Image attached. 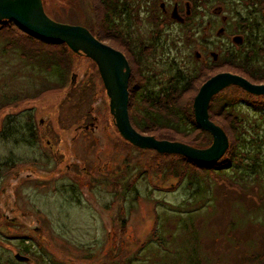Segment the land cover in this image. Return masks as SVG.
<instances>
[{
  "label": "rangeland",
  "instance_id": "obj_1",
  "mask_svg": "<svg viewBox=\"0 0 264 264\" xmlns=\"http://www.w3.org/2000/svg\"><path fill=\"white\" fill-rule=\"evenodd\" d=\"M210 1L203 9L191 3L194 15L187 26L171 19L175 0H162L169 20L159 28L141 8L143 22L132 24V32L150 44L145 57L158 76L152 86L178 69L195 72L213 62L221 64L225 48L238 47L233 37L244 34L233 21L238 12L248 13L246 4L223 0L227 4L216 9L217 2ZM44 3L61 22L79 24L92 18L83 0ZM186 4L180 5L183 13ZM2 21L0 109L11 106L0 112V264H264V201L255 196L264 179L257 178L248 190L232 185L227 178L236 173L237 163L210 171L209 181L199 187L172 173L164 175L162 168L168 170L172 157L122 136L99 67L90 56L64 43L73 54L65 60V73L44 70L25 59L19 47L6 45L11 42L6 38H15L22 45L38 46L43 43L38 36L26 38L16 22ZM221 27L226 32L218 34ZM113 40L102 41L125 53L130 79L142 85L125 42ZM231 69L213 72L236 73ZM203 74L212 75L208 69ZM62 83V89L23 99ZM236 89L225 88L219 100L233 104L245 120L248 141L243 150L258 154L252 160L261 165L257 171L264 177V106L257 103L264 102V95ZM133 101L131 93L129 111ZM165 134L174 135L163 129L160 135ZM23 240L32 244V251L24 249ZM18 252L31 261L16 259Z\"/></svg>",
  "mask_w": 264,
  "mask_h": 264
},
{
  "label": "trees",
  "instance_id": "obj_2",
  "mask_svg": "<svg viewBox=\"0 0 264 264\" xmlns=\"http://www.w3.org/2000/svg\"><path fill=\"white\" fill-rule=\"evenodd\" d=\"M83 1L87 2V5L90 7L92 18L86 21L84 20L79 24L89 28L101 40L106 38L114 43L116 42L113 39H118L122 43L125 42L123 45L128 48L127 51L131 52V60L134 62L135 68H137L143 83L142 85L136 84V82L132 81L133 79H130V95L132 93L134 96V101L130 103V118L135 128L142 133L154 135L159 139L182 141L196 147H208L212 144L213 137L209 131L203 129L196 122L193 107L194 101L191 100L192 92H196L206 80L217 74L213 71L220 67L232 68V71L233 68H236V73L240 71L253 82L264 83V26L260 22H254L255 18H252V16L250 18L246 17L245 24L242 26L236 25V30L238 29L245 33V39L238 47L229 45L225 48L224 59L220 62L221 64H218L219 62H213L208 64L206 68L203 67V69L196 70L195 72H186L185 70L178 69L173 74H163L162 81L160 80L159 85L152 86V81L157 79L158 76L149 64V58L145 57L148 55L150 44L144 40L140 41L135 39L139 37L132 32L135 28V26L132 28V24L137 25L143 22L144 15L141 12V8H143L146 11V19L159 28L164 21L169 20L168 14L163 13L162 0ZM190 1L197 7L199 4L206 5L210 0ZM183 2L184 0H175V3L179 5ZM252 3V6H255V0H252ZM45 10L50 17L57 21L59 20L50 13L49 8L45 7ZM5 24V21L0 22V30H5ZM22 30L27 33L26 38L37 37L23 28ZM156 35L154 36L155 39L158 37ZM6 39L11 40V42L6 44L7 46L11 44L14 48L19 47L21 49V55L25 59L35 62L40 68L47 71L57 69L65 73V60L70 55L73 56L68 46L64 43L45 41L37 37L36 39H39L43 43L41 42L42 44L38 46H32L33 43L31 42L22 45L15 38ZM131 42H133L132 48L134 47L135 49L137 47V50H130ZM55 45L60 48L52 49L56 47ZM61 45H65L66 48ZM205 69H208L212 75L205 78L206 74H203V70ZM232 86L237 88L236 91L243 90L238 85ZM64 87L65 83H62L59 87H45L36 96H27L23 99H36L48 91L58 90ZM220 94L222 92L213 97L209 111L211 119L221 125L229 136L230 146L227 150L228 154H225L226 157L220 160V164L218 162L213 165H202L179 154H168L172 157L173 163L171 165L169 164L168 170L166 171H164L165 165L162 168V173L164 175H167L166 173L168 175L172 173L173 177H179L182 180L187 179L190 186L197 185L199 187L203 181H209L210 171L218 173V171L223 170L222 165L224 163H227L225 167L237 163L239 168L236 169V173L233 177H228L227 179L232 185L239 186L242 190H248L247 185L251 184L254 186L257 178L261 181L264 179L257 171L261 165L256 160H252V156L255 155L258 157V154L243 150V145L248 141L243 136L245 120L235 111L233 104L229 102L227 105L220 102ZM248 94L252 96L251 93ZM260 97L263 98L264 96ZM257 103L264 106V102L260 101ZM9 106H11L10 103L5 104L0 109V112ZM163 129L168 133L169 131L174 133L176 136L171 134L160 135ZM197 135H199L198 138ZM241 165L244 169H247L248 175L245 172L244 174L240 173V171H243V169L241 170ZM250 173L253 174L252 177L249 176ZM207 185H210V183L208 182ZM260 186L261 190L259 184L256 186L259 190L255 192V196H258L264 201V182ZM25 241L23 240L24 249L29 252L32 251V244H27Z\"/></svg>",
  "mask_w": 264,
  "mask_h": 264
},
{
  "label": "water",
  "instance_id": "obj_3",
  "mask_svg": "<svg viewBox=\"0 0 264 264\" xmlns=\"http://www.w3.org/2000/svg\"><path fill=\"white\" fill-rule=\"evenodd\" d=\"M172 17L181 19L177 5L173 8ZM2 20H12L42 40L66 43L72 51L84 52L90 56L99 67L120 133L141 148L179 154L202 165L216 164L229 149L230 140L224 128L210 117L209 108L213 97L232 85L243 87L252 94L264 95V83H254L231 71L219 72L202 84L193 104L196 122L212 134V144L199 148L181 141L159 139L154 135L141 133L132 124L129 111L131 66L123 51L105 43L84 25L53 19L47 14L43 0H0V21ZM233 40L240 43L242 38L237 36ZM196 54L200 55L199 52ZM15 257L20 261H31L28 255L20 252Z\"/></svg>",
  "mask_w": 264,
  "mask_h": 264
},
{
  "label": "flooded vegetation",
  "instance_id": "obj_4",
  "mask_svg": "<svg viewBox=\"0 0 264 264\" xmlns=\"http://www.w3.org/2000/svg\"><path fill=\"white\" fill-rule=\"evenodd\" d=\"M184 1L187 2V4H186L187 8H186L185 13H183V11H182V9H181V7H180V5L178 3H175L174 4V7L176 5L178 6V12L180 14L181 19L178 20V19L172 17V13H171V19L173 18L174 20L178 21L182 25L187 26L188 25V22L191 19H193L192 17L194 15V11H193V6H191V3H193V2L190 1V0H184ZM215 1L217 2V5H219L216 9H218L220 7V3H223L225 5L227 4V2H225L223 0H215ZM242 1L246 4L245 9L248 11V13H245L244 14V13L238 12V15L236 17H234V19L236 21H233V23L235 25H237V26H242L243 24H245V18L246 17H249L250 18V16H252V18H255L254 19V22H260L264 26V0H255V6H252L253 5L252 0H242ZM209 2H211V1H208V3L206 5L199 4L197 6V8L198 9H203V6L206 7L207 5H209ZM246 14H248V15H246ZM221 29H223V31ZM238 31H239V33H241V32L243 33V31H240V30H238ZM225 32H226L225 31V27H221L217 31L218 34H223ZM243 34L244 35H242V34H236L233 37V38H235V37L238 36V37L242 38V41L240 43H237L238 45L241 44L244 41V39H245V33H243ZM218 37L221 38V36H218ZM195 53H197V51ZM196 56H197V54H196ZM199 56H197V57H199Z\"/></svg>",
  "mask_w": 264,
  "mask_h": 264
}]
</instances>
